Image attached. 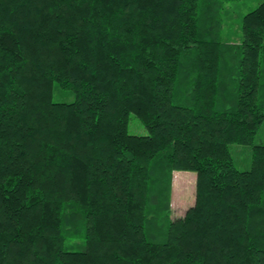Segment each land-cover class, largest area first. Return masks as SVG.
<instances>
[{"label": "trees", "instance_id": "1", "mask_svg": "<svg viewBox=\"0 0 264 264\" xmlns=\"http://www.w3.org/2000/svg\"><path fill=\"white\" fill-rule=\"evenodd\" d=\"M240 1L0 0V264H264V0Z\"/></svg>", "mask_w": 264, "mask_h": 264}, {"label": "rangeland", "instance_id": "2", "mask_svg": "<svg viewBox=\"0 0 264 264\" xmlns=\"http://www.w3.org/2000/svg\"><path fill=\"white\" fill-rule=\"evenodd\" d=\"M262 0H241L239 5L241 14L247 13L255 8ZM55 99L58 101L71 100L72 97L64 96L63 93L56 92ZM129 132L131 134L145 135L148 133L144 124L134 115L131 116L129 123ZM254 144H264V122L260 126L255 138ZM249 145L232 146V155L236 166L241 169L250 168L251 158ZM196 173L193 171L179 170L174 172L173 192L171 200L172 221L184 217L186 211L192 208L195 203V182ZM175 223V222H174Z\"/></svg>", "mask_w": 264, "mask_h": 264}]
</instances>
